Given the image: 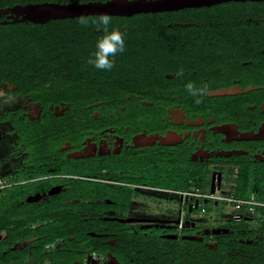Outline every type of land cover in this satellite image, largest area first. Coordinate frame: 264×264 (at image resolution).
<instances>
[{"label":"flooded vegetation","instance_id":"obj_1","mask_svg":"<svg viewBox=\"0 0 264 264\" xmlns=\"http://www.w3.org/2000/svg\"><path fill=\"white\" fill-rule=\"evenodd\" d=\"M262 1L111 15L110 71L100 29L0 13L33 39L0 63V264H264Z\"/></svg>","mask_w":264,"mask_h":264},{"label":"water","instance_id":"obj_2","mask_svg":"<svg viewBox=\"0 0 264 264\" xmlns=\"http://www.w3.org/2000/svg\"><path fill=\"white\" fill-rule=\"evenodd\" d=\"M228 1L247 0H90L79 3L57 1L30 2L5 8L0 13L9 12L15 20L44 23L50 20L75 18L80 16L109 15L130 16L136 13H149L211 6ZM262 1V0H250ZM214 182L211 181L210 190Z\"/></svg>","mask_w":264,"mask_h":264},{"label":"clouds","instance_id":"obj_3","mask_svg":"<svg viewBox=\"0 0 264 264\" xmlns=\"http://www.w3.org/2000/svg\"><path fill=\"white\" fill-rule=\"evenodd\" d=\"M113 17L107 13L98 16H80L77 23L83 27L95 26L103 32V35L97 40L96 51L93 57L88 60L95 68L110 71L115 66V57L118 53L125 50V31H121L120 26L110 27ZM183 73L180 69L178 75ZM186 91L193 97H196V103L202 102V97L208 94V85L196 86L189 81L185 84Z\"/></svg>","mask_w":264,"mask_h":264},{"label":"trees","instance_id":"obj_4","mask_svg":"<svg viewBox=\"0 0 264 264\" xmlns=\"http://www.w3.org/2000/svg\"><path fill=\"white\" fill-rule=\"evenodd\" d=\"M28 1V0H27ZM32 2H42V1H57L60 3H79V2H86L88 0H30ZM25 1H22L21 3H24ZM229 2V1H228ZM264 3V1H262ZM229 3H236L238 6H245L246 8H250L251 4L255 6V4H258L257 2L252 1H246V2H229ZM220 5V4H219ZM217 6V5H214ZM213 7V6H211ZM209 6H202V7H196L197 12L194 13V15L198 16L199 18H207L209 15ZM250 10V9H249ZM151 13V12H150ZM264 14V10L262 11ZM144 14V13H140ZM94 17V16H93ZM77 18H67V19H56L53 21L61 22V23H71L75 25H80L77 23ZM207 22V20L205 21ZM96 28L95 26H89L85 27V30L88 32H93V29ZM28 28L21 27L20 29H16L15 25L9 26V25H2L0 24V63H17L19 62V59H17L16 56V43H18V40L23 41H30L32 37H30L28 33ZM95 52H91V57H93V54ZM201 57V56H200ZM89 60V59H88ZM88 62V61H87ZM193 62V61H191ZM203 182L201 183L202 186ZM186 182H183L181 185H178L177 183L166 185L167 187L175 188V189H186Z\"/></svg>","mask_w":264,"mask_h":264},{"label":"built area","instance_id":"obj_5","mask_svg":"<svg viewBox=\"0 0 264 264\" xmlns=\"http://www.w3.org/2000/svg\"><path fill=\"white\" fill-rule=\"evenodd\" d=\"M183 193L185 194L187 192H183ZM206 195L208 196V194ZM211 197L218 199L216 195ZM227 200L233 203V207L236 210L242 209L244 212H252L254 207L260 204V202H257L256 199L254 198H236V199L228 198Z\"/></svg>","mask_w":264,"mask_h":264},{"label":"rangeland","instance_id":"obj_6","mask_svg":"<svg viewBox=\"0 0 264 264\" xmlns=\"http://www.w3.org/2000/svg\"><path fill=\"white\" fill-rule=\"evenodd\" d=\"M207 206H208V207H210V206H211L210 208H213L214 210H216V209L220 210V207H219V206H215V205H214V206H212V204H211V203H210V204H208ZM229 209H230V205H228V204H227V205H225V206H224V208H223V210H225V211H228Z\"/></svg>","mask_w":264,"mask_h":264}]
</instances>
